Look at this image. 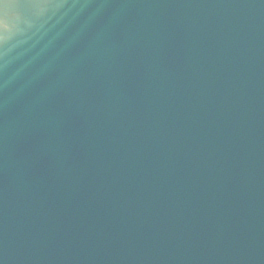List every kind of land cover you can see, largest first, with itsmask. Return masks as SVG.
<instances>
[{
    "label": "water",
    "instance_id": "obj_1",
    "mask_svg": "<svg viewBox=\"0 0 264 264\" xmlns=\"http://www.w3.org/2000/svg\"><path fill=\"white\" fill-rule=\"evenodd\" d=\"M0 264H264V0H0Z\"/></svg>",
    "mask_w": 264,
    "mask_h": 264
}]
</instances>
